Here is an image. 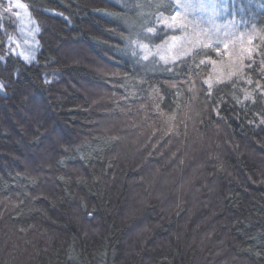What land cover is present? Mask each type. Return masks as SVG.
Wrapping results in <instances>:
<instances>
[{
    "label": "trees",
    "instance_id": "obj_1",
    "mask_svg": "<svg viewBox=\"0 0 264 264\" xmlns=\"http://www.w3.org/2000/svg\"><path fill=\"white\" fill-rule=\"evenodd\" d=\"M18 1L0 19V264H264V40L212 83L216 46L139 56L174 0ZM225 6L264 30V0Z\"/></svg>",
    "mask_w": 264,
    "mask_h": 264
},
{
    "label": "rangeland",
    "instance_id": "obj_2",
    "mask_svg": "<svg viewBox=\"0 0 264 264\" xmlns=\"http://www.w3.org/2000/svg\"><path fill=\"white\" fill-rule=\"evenodd\" d=\"M174 1L176 11L171 16H161L157 22L158 25H163L166 36L158 44L141 46L139 56L142 61L151 62L146 60L150 57L157 64H169L195 48L216 46V53L221 60H209L212 83L226 76L238 77L245 65L251 66L252 58L258 53L260 43L264 40V30L258 26L253 27V23L248 28L238 27L235 18L227 14L225 0ZM17 2L23 1L0 0V19L13 22V10L16 9L14 5ZM254 40L260 43L257 44ZM259 61L264 63V49Z\"/></svg>",
    "mask_w": 264,
    "mask_h": 264
},
{
    "label": "snow or ice",
    "instance_id": "obj_3",
    "mask_svg": "<svg viewBox=\"0 0 264 264\" xmlns=\"http://www.w3.org/2000/svg\"><path fill=\"white\" fill-rule=\"evenodd\" d=\"M15 8H20V9H24L26 6L22 3H19L17 2L15 5H14ZM17 15H19V13H17ZM247 98V97H246ZM264 122V121H262Z\"/></svg>",
    "mask_w": 264,
    "mask_h": 264
}]
</instances>
